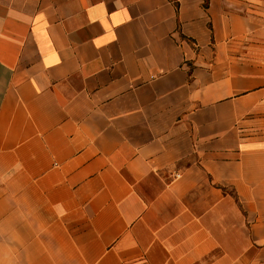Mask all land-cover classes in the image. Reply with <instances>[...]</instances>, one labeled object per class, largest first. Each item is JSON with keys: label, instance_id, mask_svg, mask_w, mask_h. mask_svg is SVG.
<instances>
[{"label": "crops", "instance_id": "obj_1", "mask_svg": "<svg viewBox=\"0 0 264 264\" xmlns=\"http://www.w3.org/2000/svg\"><path fill=\"white\" fill-rule=\"evenodd\" d=\"M0 264H264V0H0Z\"/></svg>", "mask_w": 264, "mask_h": 264}]
</instances>
